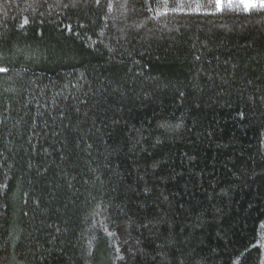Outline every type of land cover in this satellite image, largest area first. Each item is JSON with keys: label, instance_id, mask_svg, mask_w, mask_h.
I'll use <instances>...</instances> for the list:
<instances>
[{"label": "trees", "instance_id": "trees-1", "mask_svg": "<svg viewBox=\"0 0 264 264\" xmlns=\"http://www.w3.org/2000/svg\"><path fill=\"white\" fill-rule=\"evenodd\" d=\"M231 3L0 0V264H264V9Z\"/></svg>", "mask_w": 264, "mask_h": 264}, {"label": "snow or ice", "instance_id": "snow-or-ice-1", "mask_svg": "<svg viewBox=\"0 0 264 264\" xmlns=\"http://www.w3.org/2000/svg\"><path fill=\"white\" fill-rule=\"evenodd\" d=\"M99 2V0H97ZM243 10L245 12H249L252 9H264V0H241ZM215 5L218 11H223L225 7V0H215ZM227 7L231 8L232 3L231 0H227ZM27 21H25L26 23ZM6 68L0 67V72H6ZM260 247L264 248V243L260 245Z\"/></svg>", "mask_w": 264, "mask_h": 264}, {"label": "rangeland", "instance_id": "rangeland-1", "mask_svg": "<svg viewBox=\"0 0 264 264\" xmlns=\"http://www.w3.org/2000/svg\"><path fill=\"white\" fill-rule=\"evenodd\" d=\"M12 264H14V263H12Z\"/></svg>", "mask_w": 264, "mask_h": 264}]
</instances>
